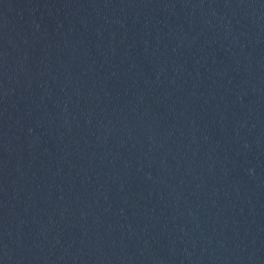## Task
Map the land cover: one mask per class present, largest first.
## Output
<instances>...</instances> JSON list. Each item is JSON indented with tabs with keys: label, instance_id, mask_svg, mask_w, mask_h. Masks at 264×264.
Wrapping results in <instances>:
<instances>
[{
	"label": "water",
	"instance_id": "obj_1",
	"mask_svg": "<svg viewBox=\"0 0 264 264\" xmlns=\"http://www.w3.org/2000/svg\"><path fill=\"white\" fill-rule=\"evenodd\" d=\"M0 264H264V0H0Z\"/></svg>",
	"mask_w": 264,
	"mask_h": 264
}]
</instances>
